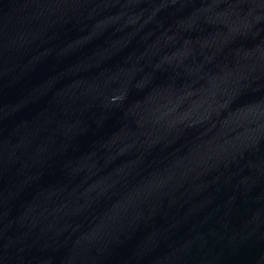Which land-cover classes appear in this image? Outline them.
Returning a JSON list of instances; mask_svg holds the SVG:
<instances>
[{
  "label": "water",
  "instance_id": "1",
  "mask_svg": "<svg viewBox=\"0 0 264 264\" xmlns=\"http://www.w3.org/2000/svg\"><path fill=\"white\" fill-rule=\"evenodd\" d=\"M0 264H264V0H0Z\"/></svg>",
  "mask_w": 264,
  "mask_h": 264
}]
</instances>
